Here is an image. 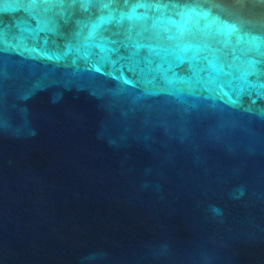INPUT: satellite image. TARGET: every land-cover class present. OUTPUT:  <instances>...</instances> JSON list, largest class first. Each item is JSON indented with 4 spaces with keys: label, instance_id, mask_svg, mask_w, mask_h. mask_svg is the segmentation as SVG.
<instances>
[{
    "label": "water",
    "instance_id": "water-1",
    "mask_svg": "<svg viewBox=\"0 0 264 264\" xmlns=\"http://www.w3.org/2000/svg\"><path fill=\"white\" fill-rule=\"evenodd\" d=\"M0 264H264V0H0Z\"/></svg>",
    "mask_w": 264,
    "mask_h": 264
}]
</instances>
